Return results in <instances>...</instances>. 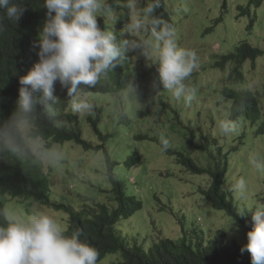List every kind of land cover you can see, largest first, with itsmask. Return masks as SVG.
I'll list each match as a JSON object with an SVG mask.
<instances>
[{
	"label": "rangeland",
	"instance_id": "rangeland-1",
	"mask_svg": "<svg viewBox=\"0 0 264 264\" xmlns=\"http://www.w3.org/2000/svg\"><path fill=\"white\" fill-rule=\"evenodd\" d=\"M168 6L178 21L181 32L187 33V39L191 43L177 41L178 45L195 50L198 55L197 70H201V74L196 79L189 78L187 81L189 86L198 90L192 103L189 105L183 100L177 101L169 91L163 89L158 81L154 58L141 54L133 58L134 68L145 74L136 85L137 95L115 93L101 96L81 93L96 105L94 115L73 113L69 105L60 121L69 122L73 120L71 117L77 116L81 127L89 130L85 132L83 129L84 137L94 144H101L102 139L90 133V117L96 119L100 116L98 124L104 134L115 131L118 115L122 111L134 122L130 126L128 140L127 133H124L127 141L121 140L123 146L117 149L120 154L117 160L123 163L130 155V143L133 144L130 146L132 149H139L143 160L131 171L122 172V175L125 173L132 182L137 181L136 187L144 201V208L129 220L134 226L133 230L137 233L136 240L139 243L146 241L147 244L153 245L159 240L158 237L180 238L183 226L194 227L199 218L203 220L200 226L211 234L207 237L208 240L220 236V232H223L232 240L246 243L245 227L238 225L225 211L212 207L200 193V187L207 188L209 179L186 170L177 162L175 156L169 155L168 151H162L160 138L163 136L170 140V149L183 150L197 163L208 166L213 162L209 152L193 150L189 146L190 136L186 134L184 127H194L201 134L209 131L207 123L210 122L212 131L215 130L221 137L220 145L225 153L229 154L230 166L226 185L234 195L237 205L242 210L264 205V172L257 171L250 163L253 155H264V134L255 135V128L250 120L235 122L236 131L228 136L216 130L219 129L221 120L232 121L230 115L233 101L227 94H241V88L240 83L235 82V76L231 75V62H228L225 68L215 66L222 55L236 52L240 42L256 44L264 49V1L259 5L257 1L252 0H168ZM192 39L198 44H192ZM214 44H218L221 49L219 54L213 55L210 62L207 57ZM253 61L248 59L243 68L245 65L253 66H250L251 73L246 75V79L248 85L255 88L260 79H264V56L258 59L256 69ZM156 88H160L161 93ZM259 100L264 107V93L259 96ZM157 106L159 110L152 111ZM208 106L216 111L213 114L212 109L205 111ZM132 107L136 111L142 110L143 114L138 116L136 113L132 116ZM174 108L180 111L182 117L174 113ZM99 111H102V115L98 114ZM137 135L147 138L138 141ZM111 142V139L103 141L106 148L103 146L98 150L91 149L92 151L86 150L83 145L71 146V142H66V145H54L53 150L62 154L61 159L51 164L45 163L46 167L48 164L51 167L53 202L75 204L81 194L82 201L96 197L93 199L94 203L111 205L112 195L110 190L106 189L111 175L108 162L114 160V143ZM212 149L216 152L215 146ZM113 172L120 173L115 167ZM240 178L245 179L248 185L244 199L232 190L233 184ZM22 200L23 198H18L7 201L6 209L15 214H31L25 210L29 201L22 203ZM75 205L79 207L78 204ZM32 207L35 208L33 211H46L66 227L69 217L64 212L57 211L53 205L33 203ZM232 220L233 224L228 230L221 228L227 227ZM132 234L130 233L131 236ZM112 259L114 258L108 257L104 262L97 264H107Z\"/></svg>",
	"mask_w": 264,
	"mask_h": 264
},
{
	"label": "clouds",
	"instance_id": "clouds-1",
	"mask_svg": "<svg viewBox=\"0 0 264 264\" xmlns=\"http://www.w3.org/2000/svg\"><path fill=\"white\" fill-rule=\"evenodd\" d=\"M165 3V8H162L163 0H146L143 3L142 0H127L128 8L125 9L115 5L113 0H44L47 19L38 33V42L34 45L36 48H32L35 63L19 78V95L14 110L11 114H7L6 110L4 115L0 113V152H4L5 148L9 151H30L40 163H44L46 171L51 173L49 164L59 161L62 155L53 150L54 145L71 142V146L79 147L83 144L76 140L60 143L49 141L42 134V125L39 124L43 123L39 122L40 116L33 113L36 106L43 105L46 101L61 102L67 95L73 113L94 115L96 105L87 96L81 95L83 90L94 88L102 78L107 79L119 64L128 62L134 68L133 58L141 54L154 58L158 81L163 89L169 91L177 101L183 100L190 105L198 90L189 86L187 81L189 78L196 79L201 74V70H197L198 55L195 50L178 45L177 41H188L187 33L181 32L178 21L169 9L168 0ZM112 5H115L114 9ZM0 10L3 11V15H0L1 34L7 29L6 17L15 23L20 17H24L25 8L18 0H0ZM191 42L198 44L193 39ZM243 42L239 43L236 52L222 55L215 66L225 68L231 62V75L235 76V82L240 83L239 92L250 93L258 102L260 112L264 114V107L259 100V96L264 93V79H260L255 88L251 87L246 75L251 73L252 65H245L243 68L248 59H252L256 69L258 59L264 56V49L256 44ZM220 49L218 44H214L207 59L212 62L213 55L219 54ZM57 82L63 89L56 88ZM196 85L198 86V82ZM155 86L154 82L153 87ZM137 87H129L127 94L137 95ZM156 89L161 93L160 88ZM52 108L46 106L43 110L49 115ZM210 109L213 110L212 114L216 111L211 106L206 107L205 111ZM158 110L157 106L152 111ZM98 114L102 115V111ZM99 118L100 116L96 119ZM218 127L221 134L228 136L236 131L237 125L234 121L221 120ZM92 144L106 148L103 140L101 144ZM160 144L162 151H168L172 147L170 140L163 136ZM45 163H49V169ZM250 163L257 171L264 172V155H253ZM2 180L0 171V182ZM247 188V182L243 178L232 186V190L241 199L246 198ZM81 196L80 194L79 197ZM18 198L22 197L0 194L3 207L0 208V264H97L99 252L86 239H81L83 229L76 228L69 234L67 223L64 228L46 211H33L35 208L30 201L25 210L31 214L11 213L6 209V202ZM25 201L23 198L21 202ZM249 211L252 215L251 227L246 233L247 242L237 241L244 244L242 253H250L251 264H264V205H256L254 210ZM239 214L243 216L245 212ZM198 222L200 225L203 220L199 218ZM232 224L233 220L227 227L221 228L228 230ZM208 236L211 234L208 233Z\"/></svg>",
	"mask_w": 264,
	"mask_h": 264
},
{
	"label": "trees",
	"instance_id": "trees-1",
	"mask_svg": "<svg viewBox=\"0 0 264 264\" xmlns=\"http://www.w3.org/2000/svg\"><path fill=\"white\" fill-rule=\"evenodd\" d=\"M113 1L120 8H128L127 0H118V3L117 0ZM252 1H257L260 5L263 0ZM18 2L25 8L24 17H20L15 23L6 17L7 29L0 34V113L3 115L5 110L7 114H11L16 106L20 88L19 78L25 75L35 63L32 48H36L34 45L38 42V33L47 19L44 0H18ZM143 2L146 0H142ZM163 2L164 6L161 7L165 8L166 0ZM114 6L112 5L113 9ZM124 11L129 15L127 10ZM0 15H3L2 10H0ZM256 52L260 53L259 50ZM144 76L141 70L132 68L130 63H122L117 65L107 79L102 78L94 88L84 89L82 93L101 96H108L112 93L127 94V89L138 85ZM56 88L63 89L59 82ZM241 93L227 94L233 101L231 120L234 122H249L250 120L255 128V135L264 134V114L260 112L258 102L250 93H244V91ZM67 99L66 95L61 102L46 101L45 104L36 106L33 113L40 116L39 122L43 124H38L42 125V134L53 143L76 140L86 149H101L103 145L94 146L86 136L84 137L83 129L85 132L89 130L84 126L81 127L77 116L71 117L73 120L69 122L60 121V117L64 118V112L70 104V100ZM46 106L53 107V115L51 112L47 115L43 110ZM136 113L139 116L143 114V111H136L132 107L131 115ZM174 113L182 117L179 110ZM89 119L91 134L103 141L111 139V143H114V153L111 152L114 160L108 162L111 175L106 188L112 195L111 205L94 203L93 199L96 197L84 199V201L79 197L78 202H75L79 207L65 202H53L51 173L46 171L44 163H40L30 151H9L6 148L4 152H0V171L3 175V180L0 182V194H13L31 203L53 205L57 211L67 214L69 217L66 228L68 233L70 234L76 228L83 229L84 234L81 239H86L96 247L99 252L98 262L106 257H112L114 259L109 264H251L250 253L241 252L244 244L236 239H230L223 232H220L221 236L208 241L206 237L209 232L201 227L199 222L194 227L183 226L180 238L158 237L159 240L153 245L147 244L146 241L139 243L136 240L137 233L134 232V226L129 223V219L144 208V201L136 187L137 181L132 182L125 173L122 175V172L131 171L143 160L139 149L130 147L132 143L128 145L129 150L131 149L130 155L123 163L117 160L120 155L117 149L123 146L120 142L129 139L130 126L134 122L122 111L118 115L115 131L111 134H104L98 125V119L92 117ZM207 125L209 131L201 134L194 127L185 126L184 128H186V134L190 136L189 146L193 150L209 152L212 164L201 165L183 150L169 148L168 153L175 156L177 162L186 170L204 176V178L207 177L209 179L207 188L201 186L199 190L204 199L215 209L225 211L237 224L248 231L251 227L252 213L247 208L240 209L234 195L227 188L229 154L225 153L223 146L220 145L221 137L218 132L212 131L210 122ZM216 130L219 131V129ZM120 132L122 134H119ZM124 133H127V140ZM136 137L138 141L147 138L143 135ZM214 146L216 152L212 149ZM113 167L120 173L114 174ZM0 208H3L1 201ZM254 208L255 206L251 209L254 210ZM240 212H245V215L241 216ZM130 233H133L132 236Z\"/></svg>",
	"mask_w": 264,
	"mask_h": 264
}]
</instances>
